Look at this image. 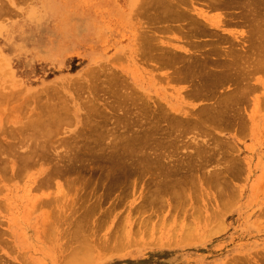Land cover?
Masks as SVG:
<instances>
[{
	"label": "rangeland",
	"instance_id": "1",
	"mask_svg": "<svg viewBox=\"0 0 264 264\" xmlns=\"http://www.w3.org/2000/svg\"><path fill=\"white\" fill-rule=\"evenodd\" d=\"M132 1L134 2L135 0H0V86L2 89H5L2 93L5 92L7 95L10 94L8 101L11 100L10 98L12 97V101H7L8 104L10 105L13 103V106L14 104L15 106L19 105L18 107H20V109L22 107L20 105L25 104L27 107H23V109L30 108L32 112L33 110L38 111V109L43 110V107H45V105L47 107V104L56 107L57 103V107H63L62 104H64L66 105V107H64L69 111V119L63 122L64 126L62 125V127H60L61 124H57V127L59 125L60 129L59 127L57 128L58 133L56 132L57 130H55L56 133H53L55 136H50L52 134L49 135L48 132L51 131L50 129L49 131H45L48 128L43 129L46 127H43V130L41 129L44 133H48L47 137L50 136L51 143L49 145L48 142V146L46 145V148L50 147L48 150L49 153L45 150L46 148L43 150L44 146H42V143L44 140L40 141V145L39 143H35L37 146H40H38L40 149L42 148L41 150L43 152L46 151L48 156L50 155V158H47L46 161L43 155H40L41 158L40 156L39 158L36 157L40 154L39 152L41 150L35 147L39 149V154L33 153V159L36 157L37 160L34 159V161L32 160L31 162L34 164L36 160L39 161V163H37V165L34 164L35 166L32 165V167L30 166L31 164H27V170H25L26 166H24V169L22 165L26 164H19V166V159H17L20 158L19 151H23V149H17L19 153L16 151V155L19 157L14 155V159L17 160L12 159L15 162H10L11 159H9L8 156L6 157L4 153H7L6 150L9 148L6 146L7 142L9 143L12 140L8 139V136H10L9 138L12 136L8 133H6L8 134V136L6 135L7 137L1 135L5 134H2L5 129L7 130V128H10L11 130L15 125L21 124L22 121H17L18 117L20 118L19 120L22 119L23 122H27L26 118H22L25 114L21 116L22 111L23 113L28 111L27 113L28 115L31 114V118L32 113L34 116L35 114L37 116L39 114H37V111L36 113L34 111L29 114L30 110L28 109H21L20 112L18 107L16 109L14 106V108L21 113L16 117L15 114H17V112L14 114L11 112L13 108L12 105H10L11 110L9 109L11 113L6 108L8 104H2L5 107L2 105L0 106L2 110L5 109L8 111V114L5 111L6 114L4 115L2 111H0L3 118L10 114V117L7 116L6 120L0 116V129L5 128L3 131L0 130V132L2 131L0 139L2 140V138L4 139L5 137L4 141L6 147L4 145L3 147H5V149L7 148L5 150L1 145L0 152L3 148L5 150L3 152L5 157L3 158L2 155H0V162L4 164L9 160L7 166L5 165L6 168H4V171L0 169V264H66L68 257H70L69 259L71 260L75 257V259L80 260L81 253L78 254V256H74L75 253H71L72 250L74 251L76 248V245L74 248L72 243H69L72 242L71 239H74V236L78 235L80 232H76L75 235H73L74 233L72 234V232H74V229L73 227L70 228V225H75L83 229L85 228V230L89 228L93 231L87 229L90 231L87 235L91 234V232L93 235L86 236L85 234L87 239L86 241L83 240L84 244L82 243L85 247V243L87 242L90 246L89 248H92L91 251H93L92 253L89 251L92 254L91 259L90 255H87L90 254L89 252L87 254L84 253L85 258H87V256L89 258L84 264H264L263 70L255 73L254 80L252 79V84L255 85V91L251 92L249 98L247 97L246 100L248 103L245 102L242 107L240 106V108H244V114L243 110L240 109L243 121L236 119L240 122L236 123L237 121H235V124H228L227 126L221 125L215 129L210 126V135H205L200 129H195V131L193 130L194 132L191 131L192 133L187 132L189 134L185 136V141L187 143H189L191 139L192 142H195L197 139V143L200 141L202 145L201 142H204L206 146L204 145L203 147L209 149L214 148V142L216 141L218 143L217 140L221 138L223 141H229L230 146L227 143L226 145L231 147V149L225 145L224 148L227 149V151L224 149V151H226L225 154H221L220 150L223 149H219L220 155L218 156V153L213 155L214 158L217 156L216 160L214 159L213 162L210 160H213V158H207L210 157V155L207 157L204 155V158L206 157L209 162L211 161L210 163L207 162V165L202 163L206 160H204V158L201 160V157L197 155L195 151H199L198 149L202 147L198 148V146H195L197 144L193 145L194 143L192 142L189 143L190 145L185 143L188 146V148L186 147L187 149L180 146L185 149L179 148L177 152H173L176 157L183 155V157L181 156L182 159L185 157L184 154L188 153L189 155L190 153V155H187L185 158L193 156L192 160L194 162L195 160L198 161L200 158V165H206L199 167V163L196 162V164H198L196 170L183 174L185 177H182L184 179L180 178L181 182L178 187L180 186L181 189L184 188V191H180L181 193H179L180 188L178 189L177 187L179 193L176 192V189L175 192L177 196L175 192H172L173 194L175 193L174 195L162 193L156 205L154 203L155 206L151 205L152 207L149 210L146 208V211L141 213L139 207L146 202L144 199L151 186L150 173H145L144 176L140 177L141 179L138 178V180L136 179L138 175L133 176L132 178L137 182L135 187L131 190L130 188L127 189L129 187L127 186V188H121V191L120 188H117L118 190L113 189L111 192L109 187L110 182H108L109 184L107 182L102 184L101 180L103 179L99 177L98 180H96L97 174H99H96V172H94L95 174L93 175H90L88 172H83L87 177L82 175L85 177L84 179L83 177H79L72 184L75 189H77L76 192H74L75 190L71 191L72 187H70V184L67 183L66 179L60 177L51 178L49 182H47V185H42V180L47 176L46 172L50 173L53 170V164H55V166L63 165V163L65 164L66 159L76 153L75 151L81 150L83 153L81 148L84 147L83 143L89 138H93V141L94 137H100L95 135H99V133L102 135L106 132V130H102L101 132L99 128L101 127L100 125H103V121H107L108 118H105L107 116L109 117V122H105L108 123L104 124L106 126L110 125L112 123L111 121L115 124L114 126L119 122L121 127L122 123H125L127 126L130 125L128 121L134 123L130 132L123 129H121V131H124H122L123 135L129 133L135 135L136 133H140L139 130H141L142 127L154 125L152 123L155 121L154 119L157 118L154 115L158 114V108L172 116L179 115L181 117L180 114H182V109L196 110L205 104L214 103V100H216V97L213 95H211V97L213 96L214 99H209L208 97H201L203 98L201 99L200 96L191 95L190 90L192 83L190 81L180 82L166 79L171 73L170 69L157 71L153 69L152 62L140 56L141 49H135L139 46L136 44H140L141 42L139 38L143 32H147L148 35L163 41L165 47H178L176 52L183 56L190 55V53L197 51V48L195 49L189 46L188 41L180 29L170 28L169 30H164V23L150 20L154 13V9L146 6L145 0H137V2L134 3ZM135 3L141 4V6L139 7L137 5L136 8ZM195 7L208 12L210 15L219 13L214 10L210 11L207 7L203 6L202 3L199 4V2H196ZM237 13L238 11L236 10L235 14ZM159 28L160 31L158 30ZM226 30L234 31L239 36L244 35L242 33L246 32V28L243 26L228 27ZM203 39L208 43L212 37H202L200 40L204 42ZM137 41L139 43H137ZM209 48L210 46H206L204 49ZM137 51H140V55ZM139 57L144 58L145 61L141 63V58L139 59ZM113 77L118 80H113L115 79ZM113 81H118V84L122 82L120 85L121 87H118V85L116 89L120 90L124 84L125 89L123 88L122 91L124 90L125 95L126 93L128 94L127 96L132 94L135 99H139L137 103L143 104V106L149 110L148 114H145L147 117L142 118L143 121H135V119L137 120L135 111L140 109L139 106L135 108L136 105L133 104L135 101L132 102L130 100V102H132L130 105L132 106L133 104L134 106L131 107L129 105V108V106H127L129 99L127 102L122 98V101L119 96H122L124 92L117 90L116 92L118 94L115 93L119 98L115 93L114 94L117 99L121 101L117 104V106L120 107L118 109L122 110L123 108H129L128 111L130 110L129 112H125V109L121 112L119 110L120 114L125 112L127 115L129 113V115L124 116L123 114L121 117L114 103L118 100H114L116 97L113 95L114 98L111 95L113 94L112 92L111 94L109 93V89H112L111 84ZM228 84H225V87H219V92L217 93H219V95L223 94V96L226 95L224 93H230L233 87ZM109 86H111V88ZM119 92L121 93L120 95ZM120 103L122 105L125 104L126 107L125 105L123 107ZM113 104L116 106H114V109H112ZM93 105H95V108H98L99 115L96 113L97 110L92 108ZM171 105L176 109H170L172 108ZM34 107L35 109H33ZM55 107L52 109L51 106L52 112H54V110H60V108L56 107V109ZM14 108L12 111L15 110ZM131 108L136 109H134V111L132 110L136 115L131 112ZM49 109L50 107L48 110ZM51 109L49 111H51ZM99 110H103V112L101 113ZM42 112H44V110ZM130 112L133 115H131ZM90 113H92V115L96 114L97 116L94 115L95 117L89 120L90 117H92ZM45 114L48 115L49 113L47 112ZM51 114L50 112L49 117ZM66 114L67 113H65V115ZM111 114L115 116H111ZM34 116L33 118L37 117ZM44 116L41 115L40 117ZM116 116L121 117L122 120L118 117L119 121L117 122ZM184 116L185 115L182 117ZM26 117L29 118L30 116ZM110 117H113L112 120ZM123 117H125V119H123ZM13 118H17V120H13ZM8 119H12V122L10 120L8 121ZM60 119L62 118L60 117ZM131 119H133V122ZM35 120L33 122H35ZM93 120L98 124L96 122L95 124ZM13 121L17 123L14 126L12 125ZM39 121L42 122V120ZM28 122L30 121L28 120ZM89 122L91 124H89ZM99 122L103 123L100 124ZM160 122L161 128L167 126V121L161 120ZM241 122L249 123L248 129L243 127ZM140 123H142V125ZM20 124L19 126H21ZM93 124L95 126L98 125V127H95ZM113 124L107 127L111 129L110 127H112ZM231 125L233 128H231ZM92 126H94V131L97 128L100 130V132L97 131L98 129L96 132L93 131L94 137H92L93 134L89 136L92 133L90 132L93 128ZM48 127L56 129V126L54 128L53 125H49ZM109 129L108 132L110 133L111 131H109ZM237 129L245 133H239ZM41 130L39 132L38 130L36 131L32 142H39L38 140L44 139L45 134L41 133V135ZM112 131L114 132L112 134L110 133V135H113L112 138L114 140L118 132L116 133L115 130ZM236 131H238V133ZM122 132L119 131L120 136L115 137V140L119 137H123V135L121 136ZM159 133L160 135L156 133L157 135L155 137L160 139L165 137L163 134L164 132ZM178 133L176 134L178 135ZM27 134L30 135L29 133ZM17 136H19L18 133ZM17 136L14 137L16 138ZM216 136L217 139L215 138ZM181 137L184 138V135ZM20 138L19 136L17 141H15L19 143L20 140L18 141V139ZM28 138L27 140H30V137ZM84 138H86V140ZM104 138H106V135L101 139L102 142L101 140H99V142L103 144ZM210 138L213 140L216 139L213 141V144H211L212 139ZM111 140V137L108 138V142H105L102 147H100L101 144L98 142L100 146L97 145V143L95 144L104 151L110 147L104 145L109 142L111 143ZM113 140L112 142L115 141ZM89 141L90 139L85 145H91L92 141L88 143ZM183 141V139L180 140L179 145H181V143L184 144ZM223 141L219 140V142ZM26 143L29 142L27 141ZM18 146L20 147V145ZM27 146H29V144H27ZM32 146L34 145L32 144ZM96 146H92V148H96ZM195 147L198 149H195ZM26 149L27 148H24V151ZM84 149H86V147ZM97 149L96 152L99 150ZM169 149V151L172 150L171 148ZM33 150L35 151V149ZM100 150L99 152L101 153ZM153 151L151 150V153ZM162 151L169 153L166 149ZM192 152L194 155L196 153L195 157ZM227 152H229L230 155H228ZM81 154L79 153L78 155ZM58 155H61V158L67 157L66 159L64 158L65 160L62 158L64 161L59 158V163L61 161L62 164L57 163ZM75 155H77V153ZM201 156H203V154ZM227 158H232L230 164L233 163V160L236 159L237 161L239 159L240 162L239 160L238 162L242 167L238 169L234 164L237 168L234 167V171L231 169L232 171L227 173V171L230 170H226L229 168V162L225 161ZM90 159L93 162L94 158ZM94 161L100 163L97 165L106 163L96 159V157ZM184 161L188 162L190 158ZM87 162H89L88 164L91 163L90 160H87L85 163ZM95 162L93 163L96 165ZM14 163H17V172H14V165H16ZM93 163L90 165L93 166ZM226 163L227 168H225ZM192 164L195 165L194 163ZM192 164L191 166L193 169L194 166ZM236 164L238 163L236 162ZM230 166H232V164ZM188 169L191 170V167ZM235 169H238V171ZM240 169L241 171H239ZM235 171L237 174L232 175ZM190 172L192 173V177H190ZM90 176L92 178L89 179L90 181H88L87 186L84 182ZM182 181H185V186L182 184ZM102 185H105L106 188L105 186L102 188ZM59 187L61 191H59ZM104 189L106 190L104 191ZM123 189H127V191ZM114 190L116 192H113ZM62 191L66 194V197ZM106 191L112 193L111 196L108 195ZM63 194L64 198L61 197ZM173 196L176 197L173 198ZM59 198H63L67 206H65L63 199L60 200ZM57 199H59L58 202ZM45 200H52L53 204L50 202L48 206V204L44 203ZM60 201H62L64 205H62ZM98 201L101 202V205L98 206L97 210H92L94 214H89L90 220L88 219L87 212V216L84 215L87 217L86 224L89 225H84V227L79 225L80 223H77L78 220H76L77 218L75 217L81 218L80 215L84 217L83 214L79 212H83V210L87 209L89 206L97 204ZM41 202L46 205H43ZM65 207L67 208L65 213L70 217V220L68 216L63 215L64 218L68 217L65 219L62 216V214H64L63 208L65 209ZM53 210H57V213L58 211L60 213L63 211V213L59 215ZM144 210L145 209H143V211ZM51 211H53L55 215ZM48 214H50L49 216L52 215V223L48 222L50 218H47L48 220L46 219ZM56 217L58 219H56ZM66 219L67 222H65ZM45 220L48 225L44 223ZM68 220L70 222L72 220L74 225L69 223ZM82 221L85 222V220ZM90 224L93 225V227ZM75 226L74 228H76ZM77 230L81 231V229ZM69 232H71L70 236L73 235L72 237H68ZM83 233L85 232L83 231ZM82 237L83 236H80L79 239L75 237V239L76 241L78 239L77 242H80ZM74 244L75 242L73 241V245ZM70 245L74 249H71ZM87 246L88 245H86V247ZM81 247H78V249ZM84 249L85 248H83V250ZM69 253L70 255L73 254L74 257L68 256ZM76 253H79V250ZM63 258L65 261H63ZM85 258L83 260H86ZM77 260H75L76 262L74 260L71 262H75L76 264L80 261L82 262V260L79 262ZM71 262L68 264H72Z\"/></svg>",
	"mask_w": 264,
	"mask_h": 264
},
{
	"label": "bare ground",
	"instance_id": "2",
	"mask_svg": "<svg viewBox=\"0 0 264 264\" xmlns=\"http://www.w3.org/2000/svg\"><path fill=\"white\" fill-rule=\"evenodd\" d=\"M134 2H137V0H135ZM196 2H199V4L202 3V5L207 7L210 11L214 10V11H218L219 13H217L215 15H210L206 11H202L200 9H197L195 7ZM137 5L139 7L141 6V4L140 5L136 4V8H137ZM145 5L151 9H154V13L152 14L150 20H153L154 22L164 23V28H163L164 30H169L170 28L180 29L183 32L184 37L188 41L189 46L193 47L195 49L197 48V51L190 53V55H188V56H183L182 54L176 52L177 51L176 49H178V47H167V46L165 47L163 41L159 40L158 38H156L154 36L148 35L147 32H143L141 37L139 38V41L141 40V42H140V44H136L137 46L138 45L139 46L135 49V50H137L139 48V49H141L140 50L141 52L137 51V53L139 55L141 53L140 56L144 57L147 61L152 62L153 69H155L157 71L162 70V69H170L171 73L169 74V76H167L166 79H170L173 81H180V82L181 81L182 82L190 81L192 83V85H191L192 87L190 90L191 95H196L198 97L200 96V98L201 97H203V98L208 97L209 99H211V98L214 99L213 98V96H214V97H216L215 98L216 100H214L215 102L210 103V104H205L204 106H201L200 108H198L196 110L195 109H186V110L182 109V114L185 115L184 117H186V118L182 117L183 116L182 114H180L181 117L179 115L178 116H172L163 110H159V108H158L157 109L158 114L154 115L157 118L154 119L155 121H153V123H152L154 125L148 126V127H146V126L142 127L143 129L141 128V130H139L140 133H138V134L136 133L135 135L130 134V133L127 135L126 134L123 135V132H124L123 130L130 132L131 128L134 126L133 125L134 123H131L130 121H128L130 123V125L127 126V125H125V123L123 124L121 122L122 123V127H121V124L118 121H119V118L121 119L123 114H124V116L126 115L125 112L128 111V109L131 106L130 104L133 101L136 102V104H135V102H133V104L136 105L135 108H137L138 106L140 108V109H138L139 111L137 110L138 112L135 111L137 115L133 112L135 108H131V112L137 116V120L135 119V121H138V122L143 121L142 118L147 117L145 114H148L149 110L145 106H143V104L137 103V101L139 99L138 98L135 99L132 96V94L129 93L130 96H127L128 94L126 93V95H125L124 90L122 91L123 88L125 89L124 84H123L122 88H120V90L116 89L118 87H121L120 85L122 84V82H121V84L120 83L118 84V81L117 82L113 81V83L111 84L112 89H109L110 90L109 93L111 94V92H112L113 94H111V95L113 96L117 93L116 92L117 90L120 92L121 91L124 92L123 94L125 96L122 94V96H123L122 97L120 95L121 93L119 92V95H120L119 97L121 98L122 101H123L122 98H124L125 101H127L129 99L128 100L129 103L127 104V106H129V105L130 106L128 109L123 108L126 111L123 114H120L119 113L120 109H118L120 107H118L117 104L121 101L117 99V97H118V95H117L118 93H117L116 94L117 97H116V95H115L116 98L114 96L113 97L115 98L114 100H118L117 102L115 101L114 103L117 106L118 113L121 115V117L116 116L117 118L119 117L118 119L116 118V121L118 122V124L116 126H114L115 124H113V121H111L113 117L112 118L110 117L111 118L110 121L112 122L111 124H113V126L110 127L111 129H109V127H107V126H111V124L107 125V126L104 125V124H108L105 122H109L108 121L109 117L106 114L107 117H105V118L106 119L108 118L107 121H103L104 123L101 122V123H103V125H100L101 123L99 122L100 123L99 125L102 127V128L101 127L99 128L101 130V132H102V130L103 131L106 130V132L103 133L102 135L100 133H99V135L98 134L95 135V136H100V137L95 138L94 134H93V131H94L93 129H94L95 125L93 124L94 126H92L93 127L92 130H90V132H92V133L89 136H91L93 134L92 137H94V140H93L94 142L92 141L93 138L92 139L89 137H87V138L90 139V141L88 143H91V141H92L93 145L92 144L91 145L96 146L95 143H97V142L100 143L99 140L103 139L104 135H106V138H104L103 144L105 142H108L107 140L110 137L113 140V138H112L113 135L112 136L110 135V133L112 134L114 132L112 130H115L116 133L118 132V135H116L115 137L120 136L119 131L120 132L123 131L121 133V136L123 135V137H121V138L119 137L120 139L116 138L118 140V142H117V140H115V137H114V140H115V141L113 140L114 142H112V140H111V143L109 142L108 144H105L104 146H106V147L110 146L107 149L108 151L107 150L103 151V149L100 148L103 145L102 143H100L101 146H100V144L97 143V145L100 146V147L98 146L99 148L97 146H96V148L95 147L92 148V146L89 144L85 145L87 143V141L89 140L88 139L86 142L83 143L84 147L81 148L83 153L81 152V150L75 151L77 153V155H75L76 153H74L73 154L74 156L72 155V156H69L68 158L66 157L67 159L64 157L66 159L67 163L65 161V164L63 163V165H57V166H55V164H53L54 165L52 168L53 172L52 171H51L52 173L46 172L47 176L44 177V179L41 182L42 185H47L48 184L47 182H49V180L51 178L60 177V178L66 179L67 183L70 184V187H72V190L69 187L68 188L71 191L75 190L74 192H76L77 189H75L74 185H72L74 183V181H76V179L79 177H83V176L87 177V175L84 174L83 172H88L90 175H93V174H95L94 172H96V174L99 173V174H97L96 180H98V177H99V178H102L104 180L103 181L100 179L102 181V184L105 182H107V183L110 182L109 187H110V190L112 192L113 189L120 188V191H121V188H123V187L127 188V186H129L127 189L130 188V190H131L135 187V184L137 182V181H134V178H132L133 176L138 175L139 177L138 176H137V178L135 177L138 180V178L141 179L140 177L144 176L145 173H150V175H151L150 185L151 186L148 190L146 198L144 199V200H146L147 203L145 202L146 204L143 203L139 207L141 209V210H139V211H141V213L145 212L146 208L149 210L152 206H155L156 202L158 200H160L162 193H166V194L170 193V195H174L176 192L178 193V189L180 188V186L178 187V185L181 182L180 178L185 177L183 174L189 173V171H192V170L193 171L196 170L197 165H198V164H196V162L199 163L200 158L198 161L195 160V162H194L192 160L193 156L185 158L188 155V153L184 154V156H185L184 159L181 158V156L183 157V155H181L180 157H176L173 154V152H177L179 150V148H181V149H185L186 147L188 148L187 144L190 145L189 143L192 142V139L189 143H187L185 141L186 134H189L187 132L192 133L191 131H193V130L195 131V129H197V130L200 129V131L203 134H205V135L209 134L210 135V133H209L210 126L215 129L221 125L227 126L228 124H235V121H237L236 119L242 120L243 119L241 117L242 112L240 113V111H241L240 109H242V108H240V106L242 107V105H244L243 103H245V102L248 103L246 100L247 97L249 98V96L251 95V92L255 91V85L252 84V79L254 80L255 73L260 72L261 70L264 71V0H145ZM197 5H198V3H197ZM236 10L238 11L237 14H235ZM172 24H179V25H172ZM242 26L246 28V32L242 33L244 35H241V36L237 35V33H235L234 31L232 32V31L226 30L228 27H242ZM158 30L160 31V28ZM207 36L212 37V39L210 40L211 43H210V41L208 43L205 42L204 39H203L204 42L200 40L202 37L205 38ZM137 43H139V42L137 41ZM206 46H210V48L204 49ZM142 57H139V59L141 58L140 59L141 63L145 61V59ZM113 78H115V77H113ZM116 79L117 78H115L113 80H116ZM225 84L226 85L228 84L231 87H233V90L232 91L230 90V93L229 92L224 93V94H226L224 96H223V94L219 95V93H217V92H219L218 88L219 87L222 88V86L225 87L226 86ZM111 86H109V87L111 88ZM113 88H114V90H113ZM4 90L5 89H2L0 86V106L2 104L5 105V103L7 105L9 101H12V97L10 98L11 100L8 101L10 94L7 95V94H5V92L2 93V91H4ZM215 94H216V96H215ZM217 94H218V96H217ZM211 95H213V96L211 97ZM203 98H201V99H203ZM130 100L132 102H130ZM12 104L13 103H11L10 105H12ZM133 104H132V106H134ZM4 105H2V106H4ZM10 105L8 104L6 107L9 112L11 110ZM23 105H20V106H22L21 107L22 110H27V109L30 110L29 114L34 112V111L36 113L37 110H33V109H35V107L32 109L33 111L31 112L30 108H27V109L24 108L23 109V107H27V106H25V104H23ZM57 105L58 104L56 103V107H57ZM62 105H63V107L58 106L57 108H60V110L59 109H58V111L54 110V112H55L54 113V112H52V109H54L55 106L47 104V107L48 108L50 107V109L52 106L51 111H49L50 109L48 110V108L45 105V107H43L44 112H42L43 110H39V109L37 111V114H39V115L41 114V115H43V116L45 115V116L40 117L41 115L37 116L36 114L34 116V114L32 113V118H31V114L28 115V113H27L28 111L24 112V113L22 111V114L19 113L18 110L21 112L20 107H18L19 105L15 106V104H14L16 109L18 107V110H16L14 108V106L12 105V107L15 110L12 111L13 110V108H12L11 112L13 114L15 112H17V114H15L16 117H18L20 114H21V116L22 115L24 116V114H25V116L22 118H26L27 122H23L22 119L19 120L20 119L19 117H18V120H17V118H13V120L16 119L17 121H22L23 123L21 122V124L18 122L21 126H19V124L16 126L15 125V124H17L16 121H13L12 125L16 126V127L14 126L15 130L13 127L11 128V130H13V131H11L10 128H7V130L9 132L5 128L0 129L2 131L5 129V131H3V132L1 131L2 134L5 133L4 135H1V132H0L1 136L7 137L8 134H11V136L14 137V136H17V133H18V135L21 137L20 139H18V141L20 140L18 143L16 141H17V138L19 136H17L16 138L14 137L15 139L12 137L9 138L10 136H8V139H10V140L12 139L11 140L12 142L10 140H8L7 138L6 139L8 141H10L9 143H11V144H9L7 141H6L7 144L5 143V141H4L5 137H4V139L2 138V140L4 142L0 139V149H1V145L3 147V145L5 146V144H6V146L9 147L8 149L6 148L7 150L5 149L6 146L3 148L7 151V153L5 152L4 155H6V157L8 156V158L11 159L10 162H13L14 160L19 159L18 165L19 164L21 165L23 163L26 164V165H22V166H23V168H24V166H26L25 167L26 169L25 168L24 169L27 170V164H31L30 166L32 167V165L35 166V165H37V163H39V161H36L37 160L36 157L39 158L40 155L41 156L43 155L45 160L47 158L48 159L50 158L49 157L50 155L48 156L46 151H44L46 153L45 154L41 150L42 148L41 149L39 148L40 147L39 145H40L41 140H44V142H43L44 144L41 142L42 146H44L43 150L46 148V145L48 142H49L48 144L50 145L51 140L49 137L55 136L53 133H56V132L58 133L57 128L59 127V125L61 124L60 127H62V125L64 126L63 122H65V121H67V119H69L68 118L69 117V114H68L69 111L65 108L66 105H64V104H62ZM115 105L113 104L112 109H114L116 107ZM124 105L125 104H123L122 106L124 107ZM125 107H126V105H125ZM171 107L172 108H170V109H172V110L176 109L172 105H171ZM92 108L94 109L95 105H93ZM97 109L98 108H95V110H97ZM123 109L120 110V112L124 111ZM3 110L0 108V111H2L3 115L6 113L8 114L7 110H5V109H3ZM242 110H243V114H244V108ZM5 111H6V113H5ZM39 111L42 113H40ZM99 111L101 113L103 112V110H99ZM47 112L49 114H50V112L52 113L50 117H49V114L48 115L45 114ZM2 113L0 114V116L2 115ZM65 113H67L68 115L66 114L67 115L66 116ZM93 113H94V110H93ZM96 113H98V110ZM132 113H131V115H133ZM56 114H57V116H56ZM90 114L92 115V113H90ZM9 115H7V116H9ZM94 115L97 116L96 114H94ZM94 115H92V117H90L89 120H92L95 117ZM98 115H99V113H98ZM127 115H129V113ZM26 116H30V117L27 118ZM33 116L34 117L37 116V117L33 118ZM103 116H105V115H103ZM111 116H115V115L111 114ZM1 117L3 118V116H1ZM6 117H4L3 119L6 120L7 119ZM60 117L62 119H60ZM63 117H65V118H63ZM43 118H45L46 120ZM57 118L61 121H59ZM3 119H2V121L4 122ZM31 119L32 120L38 119V120H35V122H33L34 120L32 121ZM106 119H103V120H106ZM123 119H125V117H123ZM249 119H248V121H249ZM9 120L12 122V119H8V121ZM28 120L30 122H28ZM39 120H42V122ZM131 120L133 122V119H131ZM161 120L167 121V123H166L167 126L165 128L160 127V124H161L160 121ZM248 121H246V122H248ZM0 122H1V120H0ZM93 122L95 123L96 121L93 120ZM239 122L237 121L236 123H239ZM246 122H241V124L243 127L248 129L247 127H248L249 123L247 124ZM57 124H59L58 127H57ZM89 124H91V123L89 122ZM135 124H136V122H135ZM140 124L142 125V123H140ZM212 124H213V126H212ZM49 125H51V126L53 125L54 128L56 126V129H51V127L49 128L48 127ZM18 126H19V128H18ZM239 126H240V124H239ZM38 127L39 128L41 127L40 130L43 127H46L43 129L48 128L45 131H49V129H50L51 131L48 133H49V135L50 134H52V135L47 137L48 133L47 132L44 133V131H42L43 130L42 129L40 134L41 133L45 134L44 139L38 140L39 142H37V141L32 142V140H34V135H35L36 131L37 130H38V132L40 131ZM60 127H59V129H60ZM95 127H98V125ZM231 128H233V126ZM99 129L97 131L100 132ZM108 129H109V131H111L110 133L108 132ZM121 129H123V130L121 131ZM240 129H241V127H240ZM55 130H57V131L55 132ZM96 130L94 132H96ZM116 130H118V131H116ZM212 131H211V134H212ZM238 131H236V132L238 133ZM159 132H164L163 134L165 135V137H163L161 139L158 137H155L157 134L160 135ZM241 132L245 133L244 131H239V133H241ZM6 133H8V134H6ZM27 133H29L30 135H28ZM176 133H178V135ZM183 135H184V138L181 137ZM28 137H30L31 142H30V140H27V139H29ZM181 138L184 140L183 141L184 144L181 143V145H179L180 140H182ZM215 138L217 139V136ZM218 138H220V137H218ZM84 139L86 140V138H84ZM152 139H154V140H152ZM210 139H212V138H210ZM216 139H214V140L212 139L211 144H213V141H215ZM13 140L14 141L16 140V141L14 142ZM26 140L29 143H26L27 142ZM73 140L77 141L76 139H73ZM219 140L223 141V140H221V138L217 140L218 143L215 141L216 145L214 142V145H213L214 148H212V149L203 147L204 145L206 146V143H204V142H201L202 143V145H201L200 141H199L198 142L199 145H198V143L196 142V141H198L197 139L195 140L196 143L195 142H192V143H194L193 145L197 144L195 146H198V148L202 147L201 149H198L197 147H195V149L197 148L200 151L199 152V151L195 150L197 155H199L201 157V160H203L204 155H206V157L210 155V157H207V158L208 159L213 158V160L210 159L213 162L214 159L216 160V158H217V156L214 158L213 155H216V153H218V156H219L220 152H221V154L222 153L225 154L227 149H225L224 146L226 145V143L229 144V141L224 140L223 141L224 143H223V142H219ZM2 142H3V144H2ZM101 142H102V140H101ZM30 143H31V145H30ZM35 143H37V144L39 143V145H38L39 147ZM185 143H187V144H185ZM27 144H29V146H27ZM32 144L34 146H32ZM211 144H209V145H211ZM18 145H20V147ZM180 146L185 147V148H182ZM229 146H230V144H229ZM229 146H227V147H229ZM35 147L39 148L42 152L41 151L39 152V149H37ZM85 147H86V149H84ZM3 148H2L3 151L1 150L0 155H2V157L4 158L5 156L3 155V152L5 150ZM24 148H27V149L29 148L30 150L26 149L24 151ZM49 148L50 147L45 149V150H47L48 153H49V151H48ZM94 148H95V150H94ZM97 148L99 150L102 149V150H100L101 153L99 152V150ZM169 148H171L172 150L169 151L170 150ZM17 149H19V150L23 149V151H19L20 152V154H19L20 158H17V157H19L16 155L17 153H19ZM33 149H35V151ZM96 149L98 150V152H96ZM104 149H105V147H104ZM163 149H166L169 153H165L164 151H162ZM219 149H223V150H220V152H219ZM224 149L226 151H224ZM229 149H231V147H229ZM151 150L152 151L154 150V151L151 153ZM16 151H17V153H16ZM21 152H23V153H21ZM78 152L80 154L81 153L82 154L78 155L79 154ZM33 153L39 154L36 157H34V159H36L35 160L36 163H34L35 165L32 164L33 162H31L32 160L34 161L33 155H32ZM196 153H195V155H196ZM232 153H235V152H232ZM192 154H193V152H192ZM202 154H203V156H201ZM227 154L230 155L229 152H227ZM10 155H12V156H10ZM14 155L17 156L16 157L17 159H14L15 158ZM189 155H190V153H189ZM195 155H194V157H195ZM233 155H237V154H233ZM41 156H40V158H41ZM95 157H96V159L103 161V163H105V162L106 163L103 165H97L100 163H96L94 161ZM198 157H197V159H198ZM206 157L204 158V160H206V161H203V162L201 161V162L203 164L207 165L211 161L209 162ZM59 158L62 159L63 157L61 158V155H58V158H57L58 162L56 161L57 163H59V160H60ZM90 158H92V159L94 158L93 162H95L96 165L91 161ZM178 158H181L182 160L178 159ZM189 158H190V161H188V162L184 161L185 159L187 160ZM12 159H14V160H12ZM42 159H43V157H42ZM42 159H40V160H42ZM231 159L232 158L225 159V161L229 162V166H228L229 168H227V163L225 166V168H227L226 170L230 169L227 171V173H230L229 171H232L234 169V167H236V166L238 167V169L240 167H242L241 164L239 163L240 162L239 159H238L239 162H238V160L236 161V159L233 160V163H231L232 166H230L231 165L230 164ZM87 160L88 161L90 160V162L93 163V166L90 165L91 163L88 164L89 162L85 163ZM8 162H9V160H8ZM191 162L194 163L195 165H193ZM236 162L238 164H236ZM7 163L3 164V162L2 163L0 162V165H1L0 169L4 171V168H6ZM14 164H16V165H14V167H15L14 172H15L17 170L16 168L18 166H17V163H14ZM59 164H62V162L60 161ZM191 164L194 166L195 169L194 168L192 169ZM200 164L201 163H199V165ZM239 164H240V166H239ZM206 165H200L199 167L206 166ZM3 166H5V167H3ZM31 167H28V168H31ZM189 167H191V170L188 169ZM231 167H233V168H231ZM238 169L237 170L235 169V170L238 171ZM96 170H98V171H96ZM18 171H19V169H18ZM236 171L233 172L234 174H232V173L231 174L232 175L237 174ZM239 171H241V169ZM188 175H190V174H188ZM219 176H220V174H219ZM190 177H192V173H191ZM217 177H218V175H217ZM84 178L85 177H83V179ZM91 178H92L91 176L88 177L86 179V181L84 182V184H87V186H88V181H90L89 179H91ZM132 179L134 182L132 181ZM182 179H184V178H182ZM184 183H185V181L184 182L182 181V184L185 186ZM67 186H69V185H67ZM103 186H105V185H102V188H104ZM84 187H85V185H84ZM177 187H178V189H177ZM181 187H182V185H181ZM105 188H106V186H105ZM107 188H108V186H107ZM127 189H123V190L127 191ZM176 189H177V191L175 192ZM183 189L180 188L179 193L183 192L184 191ZM105 190L106 189H104V191ZM110 190H109V192H110ZM59 191H61L60 187H59ZM106 192L108 193V191H106ZM113 192H116V191L114 190ZM172 192H175V193L173 194ZM107 193H106V195H107ZM177 193H176V196H177ZM64 194L61 195V197H63ZM111 194L112 193H108V195H110V196H111ZM176 196H173V198ZM65 197H66V194H65ZM63 198H59V199L62 200ZM59 199H57V202L59 201ZM117 199H116V201H117ZM65 200H66V198H65ZM50 202L52 203L53 201L52 200H50V201L45 200L44 203L48 204V206H49ZM60 202L62 205L65 204V206H67L66 205L67 203H66V201H64V199H63L64 204L62 203V201H60ZM44 203H42V204L46 205ZM100 203L101 202L98 201L97 204L89 206L87 209H84L83 212H79L78 210L77 211L79 213L83 214V216L86 215V212H87L88 217H89L90 213H91L90 215H92V214H94V211L98 209V206L101 205ZM154 203H155V205H154ZM59 207H60V205H59ZM66 209H67L66 207H65V209L63 208L64 214H62L63 211H62V213H60L61 208H60V212L58 211V213H57V210H53V211H55L56 214H59V215L62 214V216L63 215L65 216L66 215L65 212L67 211ZM143 209H145V210L143 211ZM92 210H94V211H92ZM53 211H51V212H53ZM75 214H77V213H75ZM49 215L50 214H48L46 219L50 218L51 222L50 221H48V222L52 223V221H53L51 218L52 215L51 216H49ZM54 215H55V213H54ZM62 216H61V218H62ZM64 216H63V218H64ZM66 216H68V215H66ZM80 216H81V218H78L77 216L75 217V218H77L76 220H78L77 223L78 224L80 223L79 225H82L83 227H84V225L85 226L89 225V224H86V219H87L86 216L87 215L84 217H82V215H80ZM68 217H65V218H68ZM73 217H74V215H73ZM56 219H58V218L56 217ZM88 219L90 220V217ZM69 220H70V217H69ZM82 220H85V222ZM65 222H67V219ZM74 222H75V220H74ZM44 223H46V220ZM69 223H72V220H71V222L69 221ZM69 223H68V225H69ZM46 224L48 225V223H46ZM72 224L74 225V223H72ZM70 226H71L70 228L73 227V229H74L73 230V229L69 228L70 230L74 231V232H72V234L74 233L73 235H75L76 232L77 233L80 232L82 234L81 235L79 233L80 235L79 234L75 235L74 239H75V237L79 239L80 236H83L81 241H80L81 244H80V242H77L78 239H77V241H76V239L75 240L71 239L72 242H69V243H72L73 247L76 245L77 249H78V247L82 246L81 248L78 249L79 253H76V252H78V250L75 247H74L75 248L74 249L70 245L71 249L72 248L74 249V251L72 250V252H71V253H75L74 256H78V254L81 253L80 254L81 257L79 256L80 257L79 259L82 260V262L84 264V262L89 260L88 256H87L88 259L85 258L84 253L87 254L89 251L91 253L93 252V251H91L92 248L91 249L89 248L90 246H89V244H87V242L85 244L88 245L87 246L88 248L86 247V245H85V247L83 246V244H84L83 242L86 241V239H87V237H85V234H86V236H92L93 231L90 230L89 228H86V230L88 229V230L92 231L91 234L87 235L90 231L87 230L88 231L87 232L85 230V228L83 229L81 227H76L75 225L74 226L76 228H74V226H72V225H70ZM91 226L93 227V225H91ZM77 229H81V231L80 230L78 231ZM83 231L85 233H83ZM70 233L71 232H69L68 237L70 236ZM73 235H71L70 237H72ZM68 239H70V238H68ZM73 241L75 242L74 245H73ZM68 246H69V244H68ZM83 248H85L84 250L85 251L87 250V251L85 252L83 250ZM81 251H83V252H81ZM91 253L87 254V255H90V259L92 257ZM69 255H70V253L68 254V256ZM70 256L74 257L73 254H71ZM83 257L86 260H83L84 259ZM69 258L70 257H68L67 259L70 262L71 261L73 262V260L74 261L77 260V259H75L76 257L72 260ZM68 260H67V263L66 262H62V263H66V264L70 263ZM80 260H77V261L79 262ZM63 261H65V259ZM82 262L80 264H82ZM74 263H72V264H74Z\"/></svg>",
	"mask_w": 264,
	"mask_h": 264
}]
</instances>
